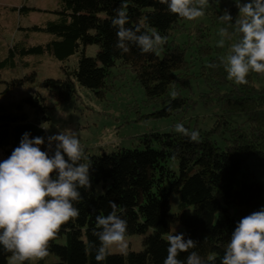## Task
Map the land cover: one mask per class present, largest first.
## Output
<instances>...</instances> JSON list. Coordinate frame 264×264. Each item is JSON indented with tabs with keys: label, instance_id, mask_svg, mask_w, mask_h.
<instances>
[{
	"label": "trees",
	"instance_id": "obj_1",
	"mask_svg": "<svg viewBox=\"0 0 264 264\" xmlns=\"http://www.w3.org/2000/svg\"><path fill=\"white\" fill-rule=\"evenodd\" d=\"M50 2L53 19L28 31L47 34L51 40L9 49L0 60V84L3 70L15 68V57L48 55L66 64L78 55L76 66L62 68L66 76L62 81H46L42 87L50 91L45 95L36 93L24 99L34 118L24 113L21 105L0 106V160L11 155L25 132L31 137L47 138L38 118L42 123L49 122L46 113L77 98L76 88L90 91L98 100L113 93L116 82L122 78L120 73L113 74V69L132 74L144 99L130 109L154 110L148 118L160 120L187 114L198 103L203 107L215 106L217 113L212 128L199 131L198 143L178 133H150L135 139L142 150L118 149L94 157L84 148L92 163L91 187L80 189L82 199L74 204L79 217L61 226L57 237L50 241L49 256L38 263L54 257L59 260L57 264H97L93 248L98 244L93 235L95 218L107 215L112 201L126 209L122 218L127 220V237H147L141 252L108 255L102 264H163L167 235L180 229L197 245L180 253L178 259L185 261L195 251L204 264H220L238 221L264 207V186L256 181L250 165L251 161L264 165V89L254 86L263 75L250 73L248 83L237 86L227 79L223 66L208 67L219 65L220 58V49L208 45V29L171 14L159 0ZM122 3L127 5L126 27L135 29L142 23V31L156 29L167 39L171 34L189 32L193 42L176 46L166 40L159 54H142L138 47L129 45V52L122 53L115 47L117 29L112 26L115 10ZM223 4V0H209L206 8L208 20L218 29L224 26L219 17L225 10L237 16L235 4ZM21 11L27 15L37 10ZM93 46L102 48L97 62L83 53L84 48ZM34 77L23 81L33 82ZM23 81L11 80L10 84L20 86ZM192 82H202L207 91L196 99L188 97ZM48 98L53 102L51 109L44 105ZM215 139L223 140L225 147L220 149ZM174 162L176 173L168 168ZM106 182L109 187L97 196L95 187ZM172 196L178 198L174 213ZM8 255L0 251V264H7Z\"/></svg>",
	"mask_w": 264,
	"mask_h": 264
},
{
	"label": "clouds",
	"instance_id": "obj_2",
	"mask_svg": "<svg viewBox=\"0 0 264 264\" xmlns=\"http://www.w3.org/2000/svg\"><path fill=\"white\" fill-rule=\"evenodd\" d=\"M178 17L195 21L205 15L209 0H159ZM237 16L225 10L219 17L223 27L218 30V48L231 41L228 54L219 58L227 79L235 85H246L250 73L264 75V0H234ZM126 3L115 10L112 26L117 29L115 47L129 52V45L138 47L142 54L163 49L167 38L156 29L143 30L126 27ZM41 128L48 130L47 123ZM174 131L190 142H199L197 130H189L182 123ZM175 158V156H173ZM92 163L81 144L78 133L71 129L58 130L45 137H31L25 132L11 155L0 160V251L8 253L7 264H36L49 256L50 241L61 226L79 217L74 206L81 201L80 189L91 187ZM111 211L97 215L93 245L97 264L115 249L127 254L126 209L110 201ZM167 256L163 264H204L193 251L185 261L180 253L188 252L197 241L185 233L167 235ZM220 264H264V207L242 217L226 244Z\"/></svg>",
	"mask_w": 264,
	"mask_h": 264
},
{
	"label": "rangeland",
	"instance_id": "obj_3",
	"mask_svg": "<svg viewBox=\"0 0 264 264\" xmlns=\"http://www.w3.org/2000/svg\"><path fill=\"white\" fill-rule=\"evenodd\" d=\"M50 3H52L50 0H0V60L6 57L9 49L21 44L28 48L37 44H46L51 40V36L47 34L28 31L33 26L43 25L53 19L50 14L53 7ZM223 3V6H231L234 4V0H223ZM22 9L37 11L24 15ZM194 24H203L208 29L210 37L208 45L217 47L219 29L211 25L206 15V9L205 15L195 20ZM188 33L171 34L167 43L173 42L176 46H180L184 43L193 42ZM230 44L231 41H227L224 48H219L220 57L228 54ZM83 53L85 57L97 62L98 56L102 53V48L99 46L86 47L83 49ZM77 58L78 55L70 58L66 64H60L48 55H28L21 59L15 57V68H7L1 73L0 106L21 105L22 111L34 118L32 109L24 104V99L30 98L36 93L45 95L49 92L50 90L47 91L42 87L43 84L46 81H62L66 77L62 68L66 66L75 67ZM112 72L113 74L120 73L122 78L116 82L115 91L107 94L103 100L96 99L90 91L83 88H76L77 98L53 109H51L53 102L48 98L44 103L46 107L51 109L46 113L49 118L48 130H44L46 136L55 134L58 130L71 129L78 133L81 144L89 155L98 157L103 153L116 152L118 149L142 150V147L136 142V138L150 133L176 134L174 126L177 123H182L189 130L201 132H207L212 128L217 113L215 106L203 107L198 103L195 109L187 114L160 120L148 118L155 112L154 110H131L132 104H138L144 99V93L134 84L132 74L118 72L115 69ZM32 75L35 76L33 82L23 81ZM11 80H21L23 83L20 86L12 87ZM254 86L258 89H264V75L262 81L255 83ZM53 91H56V88ZM187 91L188 97L196 99L199 94L207 90L202 82H192ZM138 118H140L139 121H137ZM38 119L43 124L40 117ZM241 122L242 120L237 123L240 124ZM215 140L220 149L225 147L223 140ZM250 165H253L256 181L264 186V165L259 166L252 161ZM168 168L176 173L177 163H169ZM109 185L110 183L106 182L105 185L96 186V195H102ZM177 200V197H171V213L176 211ZM180 232H182L181 229ZM146 237L147 235L127 237V254L141 252ZM127 254H120L113 249L109 255L124 256ZM58 262L57 258L49 257L43 264H57ZM36 264H39L38 261Z\"/></svg>",
	"mask_w": 264,
	"mask_h": 264
}]
</instances>
